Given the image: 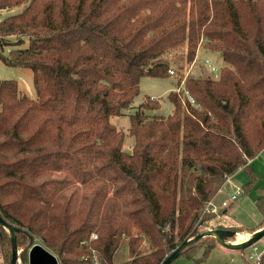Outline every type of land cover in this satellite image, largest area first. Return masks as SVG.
<instances>
[{"label":"trees","instance_id":"obj_1","mask_svg":"<svg viewBox=\"0 0 264 264\" xmlns=\"http://www.w3.org/2000/svg\"><path fill=\"white\" fill-rule=\"evenodd\" d=\"M13 6L23 10L0 20V45H29L0 58L31 68L38 96L0 79V213L20 228L24 264L38 239L62 264L94 253L100 264H162L209 229L217 213L206 205L240 169L263 220L227 229L264 227V175L249 162L264 149V0H0ZM200 47L221 53L216 77L189 74ZM144 75L177 78L168 115L150 95L134 104ZM133 107L127 150L114 118ZM218 244L204 236L180 255ZM0 246L10 264L1 223Z\"/></svg>","mask_w":264,"mask_h":264},{"label":"rangeland","instance_id":"obj_2","mask_svg":"<svg viewBox=\"0 0 264 264\" xmlns=\"http://www.w3.org/2000/svg\"><path fill=\"white\" fill-rule=\"evenodd\" d=\"M23 10V6H13L7 9H0V20H3L5 17L19 13ZM11 40H15L14 36L9 37ZM29 45V38L27 37L23 43H10L6 44L3 47L0 45V50H2L5 54H8L12 48L14 47H26ZM210 64V65H209ZM223 64V57L220 52L217 51H210L205 49L204 47H200L198 50V55L195 62H192L190 65L191 68L188 70L190 75L198 76L201 74L210 75L216 77L218 74L217 70H212L211 66H215L218 69ZM0 79H16L19 83L20 90L23 94L31 97L36 98L38 96L37 88L35 85L34 80V72L29 67L24 66H13L8 65L3 59L0 58ZM141 92L135 99V105H138L141 101L144 100L145 95H150L152 97L159 98L161 101V107L156 111L158 114L168 115L173 111V103L168 97L170 91L177 89V78L175 76H166V77H156V76H149L144 75L140 80ZM183 88V87H182ZM136 108H129L124 110V114L117 116L114 118V121L126 132L125 137V148L128 150L130 146L134 143V137L129 134L130 129V113L134 112ZM259 160L256 159L255 165L257 170L260 169L259 167ZM253 167V166H252ZM254 169V171L256 170ZM259 174L262 176L264 175V168L261 167ZM242 170V171H240ZM235 173L234 181L238 186L243 184V182H247L249 180L248 174L244 169H240ZM256 170V171H257ZM45 173H39L38 177L39 180L44 177ZM261 179L258 181L257 186L261 185L264 186V178L260 177ZM243 186V185H242ZM247 194V195H245ZM240 196L238 199L241 200L242 206L239 210L228 211V216L234 220H241L244 223L254 222L257 217L260 216L258 208L254 204V200L256 202L257 194L255 190H252L250 193H245ZM32 201L36 204L40 202L36 199H32ZM52 203H48L51 205ZM238 221V220H237ZM223 217H219V212L217 215L209 221L208 225L209 228H218V227H230L226 226L223 223ZM236 233L241 235H247L249 232H239ZM9 235V234H8ZM235 233L229 238L230 242L236 241L238 235L234 236ZM41 242L40 239H38ZM205 245V244H203ZM206 246V245H205ZM204 247V246H202ZM201 247V248H202ZM25 248V245L19 247V256L20 260L24 264V260L22 258V252ZM264 251V236L260 238L254 245L246 247L244 249H234V248H221V247H214L208 253L206 257L201 259H189L185 256L179 255L176 257L170 264H246L245 257L249 259L250 262L257 264V260L251 258V255L257 256V254ZM125 257L123 248H120L117 254L116 260H121ZM20 261V262H21ZM7 260L1 253V246H0V264H8Z\"/></svg>","mask_w":264,"mask_h":264},{"label":"water","instance_id":"obj_3","mask_svg":"<svg viewBox=\"0 0 264 264\" xmlns=\"http://www.w3.org/2000/svg\"><path fill=\"white\" fill-rule=\"evenodd\" d=\"M0 223L5 228L11 239V260L10 264H16L19 256V245L17 241V230L20 228L8 221L0 213ZM235 230L227 228H209L192 237L185 239L177 248H175L162 262V264H170L176 257L180 255L182 250L194 243L198 239L209 236L214 238L219 244L228 248L244 249L254 245L260 238L264 236V227L253 232H249L241 242L231 243L229 238L236 233ZM28 264H59V259L56 253L50 250L41 242H36L29 248L28 251Z\"/></svg>","mask_w":264,"mask_h":264},{"label":"crops","instance_id":"obj_4","mask_svg":"<svg viewBox=\"0 0 264 264\" xmlns=\"http://www.w3.org/2000/svg\"><path fill=\"white\" fill-rule=\"evenodd\" d=\"M256 159H258L260 162H259V168L260 169H256L258 167L254 166L255 165V162H256ZM251 163V165L253 166L254 169H256L255 171L259 174L261 167L264 168V149L254 158L250 159L249 161ZM242 171V170H240ZM238 171V172H240ZM264 172V171H263ZM234 178H235V174L232 175L230 177V180L229 181H226L223 185V187L221 188V190L217 193L216 197L214 198V201L220 206V209H224V206H222V202L223 201H229V204H233V208L231 211H234V210H239V208L242 206V202L241 200L238 201V199L240 198L241 195L243 194H240L236 200L232 201L230 200V196L235 192V190L237 189L238 185L235 183L234 181ZM246 183L245 181L243 182V184ZM243 184H240L241 186ZM257 194V193H256ZM247 195V194H245ZM254 204L256 206V202L254 200ZM257 207V206H256ZM219 209V211H220ZM228 212H224V213H219V217H223V223L224 225L226 226H246V227H252V226H255L257 224H259L262 220H263V216L262 214L259 212L260 216L257 217V219L254 221V222H250V223H244V222H241V220L237 219V220H234L232 221V218L228 216L227 214ZM263 228V227H262ZM261 229V228H259ZM258 230V229H257ZM215 247H221V248H228V247H225V246H222L221 244H218L216 245Z\"/></svg>","mask_w":264,"mask_h":264},{"label":"built area","instance_id":"obj_5","mask_svg":"<svg viewBox=\"0 0 264 264\" xmlns=\"http://www.w3.org/2000/svg\"><path fill=\"white\" fill-rule=\"evenodd\" d=\"M210 65V64H209ZM211 68H212V70H217L218 71V68L217 67H215V66H211ZM171 72L172 73H175V71L174 70H171ZM178 90H180V88H178ZM185 93H187V91L185 92ZM188 94V93H187ZM189 96V95H188ZM189 99L193 102L194 101V99L191 97V96H189ZM231 177V176H230ZM230 177H228L227 178V180L226 181H229L230 180ZM243 193V188H242V186H238L237 187V189L235 190V192L230 196V200H232V201H234V200H236L237 199V197L240 195V194H242ZM229 203V201H223L222 202V206H226L227 204ZM219 209H220V206L214 201V200H211V201H209L208 202V204L206 205V210L207 211H209V212H215V213H217V212H219ZM95 238H97V234H95V233H92L91 234V239H95ZM93 252H95V250H93ZM20 253V252H19ZM261 254H262V252L261 253H259V254H257V256H254V255H251L250 257L251 258H253V259H255V260H257V264H260V262H259V259H260V257H261ZM57 255V254H56ZM58 256V255H57ZM58 259H59V257H58ZM21 260H20V256H18V259H17V262H16V264H23L22 263V261L20 262ZM254 263H250V264H255V261H253ZM59 264H62L61 263V260L59 259ZM92 264H100V259H99V257H98V255L96 254V253H94L93 254V263Z\"/></svg>","mask_w":264,"mask_h":264},{"label":"bare ground","instance_id":"obj_6","mask_svg":"<svg viewBox=\"0 0 264 264\" xmlns=\"http://www.w3.org/2000/svg\"><path fill=\"white\" fill-rule=\"evenodd\" d=\"M236 235H238V238L236 239V241L231 242V243H234V244H235V243H237V242H241V241L244 239L243 235L238 234V233H235L234 236H236Z\"/></svg>","mask_w":264,"mask_h":264}]
</instances>
